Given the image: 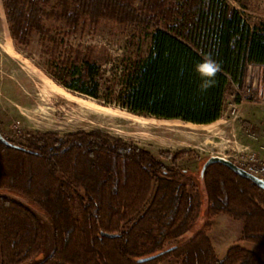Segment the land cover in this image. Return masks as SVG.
Returning <instances> with one entry per match:
<instances>
[{
	"label": "trees",
	"instance_id": "trees-1",
	"mask_svg": "<svg viewBox=\"0 0 264 264\" xmlns=\"http://www.w3.org/2000/svg\"><path fill=\"white\" fill-rule=\"evenodd\" d=\"M3 5L15 44L27 47L39 36L45 71L55 82L145 117L213 122L222 115L227 90L243 88L250 68L264 66V20L250 22L227 0H3ZM103 18L139 35L137 56H123L110 79L96 62L97 46L71 44L57 57L63 38L54 27L70 35ZM202 54L221 65L206 92L199 90L194 70ZM188 154L198 152L161 150L168 165L100 129L26 131L16 140L0 125V264H22L39 252L45 227L31 205L49 216L54 229L52 252L36 264H160L170 257L179 264H264L257 252L239 244L216 255L210 219L221 213L243 221L240 239L264 247V189L220 162L206 167L202 183L199 167L204 218L178 241L196 219L187 170L178 164ZM152 254L157 255L137 261Z\"/></svg>",
	"mask_w": 264,
	"mask_h": 264
},
{
	"label": "rangeland",
	"instance_id": "rangeland-1",
	"mask_svg": "<svg viewBox=\"0 0 264 264\" xmlns=\"http://www.w3.org/2000/svg\"><path fill=\"white\" fill-rule=\"evenodd\" d=\"M227 1L250 22L264 20V0ZM100 20L102 21L96 27L88 25L70 35L59 32L54 27L63 38L57 57L60 56V51H65L71 44L97 46L96 62L101 64L104 78L110 79L119 72L123 56H137L135 49L139 35L110 21L113 19ZM51 24L56 26L55 22ZM8 42L12 46V52L8 49ZM146 49L144 43L141 53H145ZM46 65L47 55L43 52L37 34L33 35L32 42L27 47L15 44L9 31L3 0H0V125L3 133L18 140L19 135L26 131H56L62 134L76 130L100 129L150 150L168 165L170 160L160 156L161 150L197 151L198 154H188L178 163L180 168L187 170L184 180L193 193L196 216L192 225L179 236V242L190 237L204 218V199L202 188L198 184V169L204 163L203 159L206 160L212 154L228 157V154L241 150L259 151L264 145V139L260 138L264 135V66L250 68L243 88L230 87L227 90L223 112L217 121L197 125L180 118L135 116L132 115L134 113L116 106H107V109L94 108L63 94L61 91H68L88 102L99 103L55 82L46 73ZM44 84L55 89L48 93L43 92ZM31 207L44 225L45 235L39 252L22 264L42 261L54 247V229L49 216L39 208L37 209L40 211L33 205ZM210 222L212 227L209 236L218 257H223L230 245L239 244L257 252L264 261V247L253 241L240 239L242 220L221 213L210 219ZM160 264H179V259L170 257Z\"/></svg>",
	"mask_w": 264,
	"mask_h": 264
},
{
	"label": "water",
	"instance_id": "water-1",
	"mask_svg": "<svg viewBox=\"0 0 264 264\" xmlns=\"http://www.w3.org/2000/svg\"><path fill=\"white\" fill-rule=\"evenodd\" d=\"M214 162H220L222 164L227 165L229 168H231L234 172H236L237 174L244 176L246 178H249L250 180H252L256 185H258L259 187H261L262 189H264V179L261 177H258L254 174L249 173L248 171H246L244 168L240 167L238 164H236L232 159L224 156V155H219V154H212L210 155L202 164L200 173H199V177L201 180H203L204 177V172L206 167ZM171 249V247L167 248L166 250ZM157 254H152V255H148V256H142L139 257L137 259V261L141 262V261H146L149 259H152L153 257H155Z\"/></svg>",
	"mask_w": 264,
	"mask_h": 264
},
{
	"label": "built area",
	"instance_id": "built-area-1",
	"mask_svg": "<svg viewBox=\"0 0 264 264\" xmlns=\"http://www.w3.org/2000/svg\"><path fill=\"white\" fill-rule=\"evenodd\" d=\"M228 158L232 159L249 173L264 179V153L255 150H241L236 153L228 154Z\"/></svg>",
	"mask_w": 264,
	"mask_h": 264
},
{
	"label": "clouds",
	"instance_id": "clouds-1",
	"mask_svg": "<svg viewBox=\"0 0 264 264\" xmlns=\"http://www.w3.org/2000/svg\"><path fill=\"white\" fill-rule=\"evenodd\" d=\"M194 70L199 74L201 82L199 90L206 92L215 84V77L221 71V65L218 61L212 58L210 54H202V59L194 65Z\"/></svg>",
	"mask_w": 264,
	"mask_h": 264
},
{
	"label": "bare ground",
	"instance_id": "bare-ground-1",
	"mask_svg": "<svg viewBox=\"0 0 264 264\" xmlns=\"http://www.w3.org/2000/svg\"><path fill=\"white\" fill-rule=\"evenodd\" d=\"M8 49H9V51L10 52H12V46H11V44L8 42ZM58 87H60V88H62V89H64L63 87H61L60 85H57ZM52 89H55V87L53 88L52 86H49V85H47V84H44L43 85V92H46V93H48V92H50V91H52ZM63 94H65L66 96H68V97H70V98H72V99H75V100H79L80 102H83V103H86V104H90V106H93L94 108H97V109H107V108H109V107H107L106 105H102V104H99V103H96V102H93V101H87L86 99H84V98H82V97H79V96H75V95H73V94H71L70 92H68V91H61ZM132 114V113H131ZM132 115H135V114H132ZM135 116H137V115H135ZM215 121H217V120H215ZM215 121H213V122H215ZM189 122V121H188ZM213 122H211V123H213ZM195 124V123H194ZM207 124H210V123H207ZM207 124H203V123H201V124H198L197 123V125H207Z\"/></svg>",
	"mask_w": 264,
	"mask_h": 264
},
{
	"label": "crops",
	"instance_id": "crops-1",
	"mask_svg": "<svg viewBox=\"0 0 264 264\" xmlns=\"http://www.w3.org/2000/svg\"><path fill=\"white\" fill-rule=\"evenodd\" d=\"M264 128V127H263ZM262 132H263V129H262ZM259 137V136H258ZM260 138H263L264 139V135L260 136ZM259 139V138H258ZM259 151H263L264 152V145H262L259 149Z\"/></svg>",
	"mask_w": 264,
	"mask_h": 264
}]
</instances>
